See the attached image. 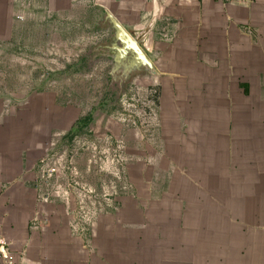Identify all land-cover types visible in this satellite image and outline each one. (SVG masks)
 I'll list each match as a JSON object with an SVG mask.
<instances>
[{"label": "crops", "instance_id": "crops-1", "mask_svg": "<svg viewBox=\"0 0 264 264\" xmlns=\"http://www.w3.org/2000/svg\"><path fill=\"white\" fill-rule=\"evenodd\" d=\"M91 1L0 0V43L37 44L26 25L42 9L54 15L41 44L87 23L114 37L110 13L161 87L157 171H135L88 229L35 178L47 122L37 96L15 108L0 93V264H264V0Z\"/></svg>", "mask_w": 264, "mask_h": 264}, {"label": "rangeland", "instance_id": "rangeland-1", "mask_svg": "<svg viewBox=\"0 0 264 264\" xmlns=\"http://www.w3.org/2000/svg\"><path fill=\"white\" fill-rule=\"evenodd\" d=\"M41 11L29 16L39 25H26L41 33L31 39L37 44L0 43V93L7 104L14 97L15 108L37 96L47 122L43 148L32 162L35 178L44 184L43 196L67 207L73 221L89 229L129 192L135 171H157L160 150L151 140L158 136L155 128L161 131V93L158 101L152 97L161 87L152 84L151 70H117L115 53L103 51L114 42L107 26L101 35L90 23L84 32L69 26L70 38L41 44L43 23L54 15ZM49 25L54 34L56 28L59 35L64 31L63 24Z\"/></svg>", "mask_w": 264, "mask_h": 264}, {"label": "water", "instance_id": "water-1", "mask_svg": "<svg viewBox=\"0 0 264 264\" xmlns=\"http://www.w3.org/2000/svg\"><path fill=\"white\" fill-rule=\"evenodd\" d=\"M107 20L114 31V42L110 49L115 53L113 58L117 70L121 68L128 69V72L133 69L153 70L154 65L139 41L133 38L110 13L107 14Z\"/></svg>", "mask_w": 264, "mask_h": 264}, {"label": "built area", "instance_id": "built-area-1", "mask_svg": "<svg viewBox=\"0 0 264 264\" xmlns=\"http://www.w3.org/2000/svg\"><path fill=\"white\" fill-rule=\"evenodd\" d=\"M53 171H56V170H52L50 171V175L48 174V177H53ZM48 198L45 199V203L48 202ZM4 246H5V242L3 240L0 239V260L2 259L3 257V254H4Z\"/></svg>", "mask_w": 264, "mask_h": 264}, {"label": "trees", "instance_id": "trees-1", "mask_svg": "<svg viewBox=\"0 0 264 264\" xmlns=\"http://www.w3.org/2000/svg\"><path fill=\"white\" fill-rule=\"evenodd\" d=\"M158 90H159V89H158ZM160 93H161V92H160V90H159V93H156V95L153 96L152 99L155 97L156 101H158V97H157V96H160ZM89 120H90V119L87 118V119H85V122L87 123V122H89Z\"/></svg>", "mask_w": 264, "mask_h": 264}, {"label": "flooded vegetation", "instance_id": "flooded-vegetation-1", "mask_svg": "<svg viewBox=\"0 0 264 264\" xmlns=\"http://www.w3.org/2000/svg\"><path fill=\"white\" fill-rule=\"evenodd\" d=\"M109 43H111V42H109ZM109 51H110V50H108V53H110V54H112V53H113L112 51H110V52H109Z\"/></svg>", "mask_w": 264, "mask_h": 264}]
</instances>
